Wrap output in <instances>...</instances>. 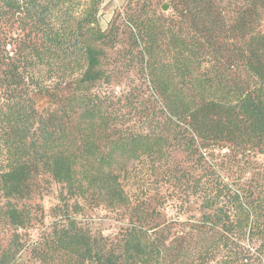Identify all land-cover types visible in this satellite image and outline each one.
<instances>
[{
  "label": "trees",
  "instance_id": "1",
  "mask_svg": "<svg viewBox=\"0 0 264 264\" xmlns=\"http://www.w3.org/2000/svg\"><path fill=\"white\" fill-rule=\"evenodd\" d=\"M101 2L0 0V264H264L262 166L248 183L205 168L185 200L170 196L184 213L200 201L184 221L131 207L121 183L130 162L176 150L264 159V0H167L166 13L128 0L107 31ZM122 32L148 82L134 112L131 91L103 88ZM34 92L54 107L38 112ZM40 175L64 190L49 225L24 204ZM87 198L128 211L116 235L78 219Z\"/></svg>",
  "mask_w": 264,
  "mask_h": 264
},
{
  "label": "rangeland",
  "instance_id": "2",
  "mask_svg": "<svg viewBox=\"0 0 264 264\" xmlns=\"http://www.w3.org/2000/svg\"><path fill=\"white\" fill-rule=\"evenodd\" d=\"M87 0H76L79 2L78 7L82 10ZM128 0H102L99 6L98 26L107 31L111 24H118L123 21V13L130 11L127 6ZM154 9L157 12L166 13L168 10L167 0H153ZM133 7V6H131ZM264 32V19L260 27ZM120 45L107 51L105 59V69L109 74V84L103 87L118 97L125 92L131 91L129 95L131 104L127 109L138 107L136 94L144 90L148 82L145 76L138 71L135 66L134 54L127 53L125 44L127 43L126 34H120ZM6 50H11L7 46ZM53 83V82H52ZM72 85L62 84L61 88L51 90L55 95H68ZM34 107L38 112L54 107L51 98L48 95L32 93ZM124 102L120 104L123 106ZM121 107V110L127 111ZM201 154V153H200ZM188 154L179 150L172 151L165 155L164 159L152 161L144 159L143 161L130 162L127 165V172L121 180L124 190L131 201V207H137L139 210L160 211L165 217H178L181 221L186 220L190 215H198L200 201L191 197L184 213V208L171 206L170 196L177 199L180 204V198L185 200L184 193L187 190L185 186L191 187L192 183L200 176H203L205 168L215 170L216 175H226L230 179L239 178L241 182L248 183L252 174L258 166L264 169V159L261 156L249 158L247 154L238 153L237 151L215 150L212 154ZM203 157V158H202ZM33 196L31 199L24 201L27 207H30L37 216L42 218V223L49 225L53 220L51 218V209L57 205H62L60 201L64 190L61 185L54 183L47 175H40L33 182ZM184 189V192H181ZM162 198L169 202L161 206ZM184 198V199H183ZM186 202V201H184ZM81 210L78 219L84 222L93 233H100L104 236L116 235L120 228L126 223L128 211L115 210L97 204L91 198H87L80 203ZM35 235H32V239ZM24 264H38L33 256L27 252L24 256Z\"/></svg>",
  "mask_w": 264,
  "mask_h": 264
}]
</instances>
